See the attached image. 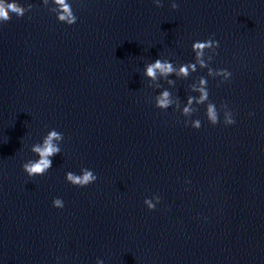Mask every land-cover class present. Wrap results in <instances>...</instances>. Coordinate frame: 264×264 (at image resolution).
I'll use <instances>...</instances> for the list:
<instances>
[{
  "label": "water",
  "instance_id": "obj_1",
  "mask_svg": "<svg viewBox=\"0 0 264 264\" xmlns=\"http://www.w3.org/2000/svg\"><path fill=\"white\" fill-rule=\"evenodd\" d=\"M6 2L31 9L0 25V262L264 264V0H67L71 26L53 0ZM209 36L210 66L232 73L207 79L209 100L234 113L227 127L210 125L191 91L206 70L171 85L143 76L159 57L192 62L191 43ZM163 89L173 103L161 111ZM53 128L61 153L28 178L21 164ZM81 167L97 181L66 183Z\"/></svg>",
  "mask_w": 264,
  "mask_h": 264
},
{
  "label": "clouds",
  "instance_id": "obj_2",
  "mask_svg": "<svg viewBox=\"0 0 264 264\" xmlns=\"http://www.w3.org/2000/svg\"><path fill=\"white\" fill-rule=\"evenodd\" d=\"M48 3L49 0H42L41 5L46 6ZM152 3L156 7L162 6V0H152ZM169 6L171 9L175 10L178 7V4L176 0H169ZM30 9L31 5L29 4H25V6L21 8L15 2L0 0V25L6 24L9 17L18 20L23 14L29 12ZM52 11L55 14L56 21L67 26L73 25L77 20V17L74 15L72 7L67 0H53ZM218 47L219 41L213 39L211 36L205 40H195L190 45V50L193 54L192 62L181 63L179 66H176L169 59H162L159 57L144 65L143 76L149 81H156L159 77L166 80V82L171 85L173 79H170L169 77L176 76L187 78L191 73L196 72L198 67L206 70L205 75L200 77L198 84L193 85L191 91L193 93H199V98L196 100V103L204 105V117L207 122L213 126L220 122L227 127L235 123L233 111L224 103H222L220 109H218L217 105L209 100V91L207 88L208 77H212L213 79L219 78L218 83H224L225 81H229L232 75L227 69H213L210 66L213 58L217 54L216 49ZM156 87L160 88V85L157 84ZM170 96L171 93L169 90H160L158 94L153 97L154 107L161 111L169 109L173 103ZM194 99V96L189 95L186 98L187 105H192ZM189 106L182 107L181 115L186 117L183 123L185 126L199 129L201 127V121H193L188 118V114L192 111V108ZM221 112L223 116L222 121L220 120ZM62 140L63 134L61 132H58L54 128L49 129L41 140L38 143L33 144L29 149L34 158L27 159L21 164L23 173L28 178H32L34 176H42L48 172L52 167V158L61 153L60 145ZM97 179L98 177L93 170L86 167H81L78 174L72 171H66L64 173L65 182L77 188H85L96 182ZM188 183H190V181L185 180V184ZM159 203L160 197L158 195H152L150 198L146 197L143 200L144 206L149 211L154 210ZM51 207L62 209L64 207V201L59 197H55L51 201ZM57 259L59 260V258ZM0 264H2V262H0ZM95 264H104V261L98 258Z\"/></svg>",
  "mask_w": 264,
  "mask_h": 264
}]
</instances>
